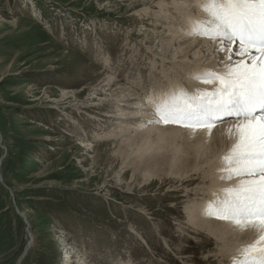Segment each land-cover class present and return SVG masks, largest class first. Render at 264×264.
Masks as SVG:
<instances>
[{"label": "rangeland", "instance_id": "1", "mask_svg": "<svg viewBox=\"0 0 264 264\" xmlns=\"http://www.w3.org/2000/svg\"><path fill=\"white\" fill-rule=\"evenodd\" d=\"M166 1L0 0V173L14 194L0 181V264L26 251L22 264H227L190 216L210 178L138 168L128 133H107L123 107L110 118L109 87L91 88L112 76L144 107L151 66L169 63Z\"/></svg>", "mask_w": 264, "mask_h": 264}, {"label": "snow or ice", "instance_id": "2", "mask_svg": "<svg viewBox=\"0 0 264 264\" xmlns=\"http://www.w3.org/2000/svg\"><path fill=\"white\" fill-rule=\"evenodd\" d=\"M199 15L186 16L181 30L189 36L239 43L235 62L229 57L217 69H191L185 78L218 82L212 90L189 92L181 85L149 88V123L181 124L193 134L209 133L224 117L237 123L228 129L231 147L221 157V180L234 184L212 190L204 214L229 221L253 242L239 248L232 264H264V0H193ZM255 50L257 55H252ZM250 61V62H249Z\"/></svg>", "mask_w": 264, "mask_h": 264}, {"label": "bare ground", "instance_id": "3", "mask_svg": "<svg viewBox=\"0 0 264 264\" xmlns=\"http://www.w3.org/2000/svg\"><path fill=\"white\" fill-rule=\"evenodd\" d=\"M169 3L172 5V9L170 8L172 11L166 9V12L163 15L155 13L156 17L161 15L160 20L164 18L166 22H168L165 24H167L168 31L172 34L171 37L166 35L159 40L163 46V54L162 56L160 55L161 63L163 61H169V63H162L161 68L156 67L155 65L151 66L154 70H149L152 72L150 73L151 79L148 80L153 84L151 88L153 87L152 89L154 90H163L167 89L170 85H181L189 92L197 88L212 90L218 82L203 83L201 80L194 78H185L184 73L189 72L191 69L215 70L218 66L222 67L223 62H227L229 57H231L233 62L242 59V57L238 55L239 43L225 41L228 42V44L226 45L224 42L223 51H216L220 46V40L186 35L185 32L181 30L180 25L186 24V16L199 15L200 10L196 8L195 11L197 14L193 13L194 11L191 10L194 6L193 0H173L172 4L171 2ZM162 4L164 3L162 2ZM172 13H175V16H173ZM171 23L172 28L170 27ZM173 24H176V26ZM180 33L186 37L181 38ZM185 44L188 45L184 47L183 45ZM169 55L172 56L171 60H168ZM252 55H257L255 50L252 51ZM173 80L179 82H177V84H169V82ZM115 83L116 79H113L111 76L104 79L99 78L90 85L93 94L99 97H101L100 95L103 94V91H106V87H109L107 91H109V96L111 97L108 98V95H105L106 98H104V101H107V103H104V101L103 103L104 106H111L114 108L113 113L108 115L110 118L116 116L119 108L123 107L121 111H124L125 117L119 116L117 120H113L112 125H109V129H111L107 133L109 134L108 136H111V134L112 136L120 135L122 132V136H125V133H128L125 139L120 142V145L129 147L133 144V150L136 149L142 152L141 156L144 160L142 163H137L136 166L138 168L143 166L146 170H157L160 173L165 170V173L158 175L161 176L162 174H167V176H169L172 174V176H177L182 179L183 177L187 178L189 175H197L203 179H208L209 177L210 183L206 185V188L202 189V193H205L206 195L210 192L209 197L211 198H208L207 201L213 199V189L226 187L236 182L235 178L233 180H221L220 176L222 173L218 171V169L222 167L221 157L228 151L232 144V140L228 137V129L231 125L237 123L235 118L224 117L225 119L223 122L215 124L210 133L206 129H197L194 134L181 124H169V126H167L149 123V120L151 119L149 114L150 105L145 102V98L144 107L139 108L134 112L137 105H139L138 95L140 93H138V91L140 90L136 87L131 89L127 86L113 88ZM192 85L197 86V88ZM142 90H144L142 92L144 93L146 89L143 88ZM80 93H76L75 95ZM81 107L86 108L87 104L82 103L79 108ZM99 109H103V107ZM96 122L97 125H100L104 123L106 124L109 121L102 122V120L98 119ZM96 135H99V132ZM147 135L150 136L145 138ZM143 139L147 145H144ZM200 173H202V175H198ZM0 175L2 174L0 173ZM194 178H191L190 180H193ZM221 184L224 186H221ZM194 201H192L193 204L191 205V212L194 213L190 215L191 217H194L193 225L196 226L194 229H197L196 232L198 233L202 234L205 232L212 235L216 239V244L219 249V253L216 254V256H218L221 261L227 260L224 262L232 264V258L238 256L237 250L242 246L253 242V234L251 232L239 231L229 221H223L217 217L206 216L204 214L206 204L201 201L194 203ZM19 211L20 213H18L20 216H22L24 220H27L26 212L20 209ZM28 240H30V243L32 244L34 242V235H31V238L29 237ZM18 264H22L21 259Z\"/></svg>", "mask_w": 264, "mask_h": 264}, {"label": "water", "instance_id": "4", "mask_svg": "<svg viewBox=\"0 0 264 264\" xmlns=\"http://www.w3.org/2000/svg\"><path fill=\"white\" fill-rule=\"evenodd\" d=\"M0 168H1V163H0ZM0 181L5 185L4 180H3V178H2V175H0ZM5 186H6V188L11 192L12 196L14 197V194H13V192H12V189H11L10 187H8L7 185H5ZM15 206H16V210H17V212L20 213V211H19L18 206L16 205V203H15ZM26 222H27V220H26ZM31 242H32V239H31ZM29 246H31V243L28 245V247H29ZM26 255H27V251H26V252L24 253V255L22 256L21 261H22V259H23Z\"/></svg>", "mask_w": 264, "mask_h": 264}]
</instances>
